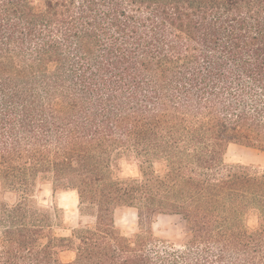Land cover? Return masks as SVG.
Wrapping results in <instances>:
<instances>
[{
    "label": "trees",
    "instance_id": "obj_1",
    "mask_svg": "<svg viewBox=\"0 0 264 264\" xmlns=\"http://www.w3.org/2000/svg\"><path fill=\"white\" fill-rule=\"evenodd\" d=\"M37 1L0 0V179L22 191L0 201V264H264V171L225 159L264 152V0ZM122 155L139 177L114 176ZM38 181L93 225L57 234ZM160 215L186 221L182 249Z\"/></svg>",
    "mask_w": 264,
    "mask_h": 264
},
{
    "label": "rangeland",
    "instance_id": "obj_2",
    "mask_svg": "<svg viewBox=\"0 0 264 264\" xmlns=\"http://www.w3.org/2000/svg\"><path fill=\"white\" fill-rule=\"evenodd\" d=\"M37 4L41 5V0H38ZM225 159L228 164H242L264 171V152L254 148L232 144ZM156 168L160 169L161 165L157 164ZM114 176L120 179L139 177V161L133 156L122 155L114 167ZM21 194V190L0 179V201L12 205L18 201ZM33 196L42 206L58 205L62 209L63 224L56 227V233L59 235L70 236L74 228L94 223L92 218L80 215L75 191L54 192L52 183L38 181ZM115 221L121 233L127 237H133L139 232L138 216L133 209L118 208L115 212ZM247 222L254 228L257 226V217L250 215ZM153 233L157 239L174 249H182L190 236L187 223L180 215H160L153 224ZM57 256L62 262H71L75 259V252L71 249H59Z\"/></svg>",
    "mask_w": 264,
    "mask_h": 264
}]
</instances>
